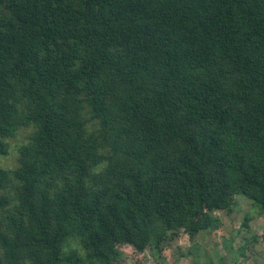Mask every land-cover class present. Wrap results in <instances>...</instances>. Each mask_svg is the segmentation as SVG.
<instances>
[{"label": "trees", "instance_id": "16d2710c", "mask_svg": "<svg viewBox=\"0 0 264 264\" xmlns=\"http://www.w3.org/2000/svg\"><path fill=\"white\" fill-rule=\"evenodd\" d=\"M0 264H118L264 215V0H0ZM250 219H247V224Z\"/></svg>", "mask_w": 264, "mask_h": 264}, {"label": "rangeland", "instance_id": "374dc122", "mask_svg": "<svg viewBox=\"0 0 264 264\" xmlns=\"http://www.w3.org/2000/svg\"><path fill=\"white\" fill-rule=\"evenodd\" d=\"M31 133V129H22L16 138L8 140L9 154L0 156V168H17L19 148L29 141ZM236 201L232 210L214 212L219 223L211 231L194 238L182 230L171 231L160 252L157 247L138 252L126 244L118 264H249L248 254L264 255V215L248 199Z\"/></svg>", "mask_w": 264, "mask_h": 264}, {"label": "crops", "instance_id": "0c3cea01", "mask_svg": "<svg viewBox=\"0 0 264 264\" xmlns=\"http://www.w3.org/2000/svg\"><path fill=\"white\" fill-rule=\"evenodd\" d=\"M258 256L254 255V256H251L248 254L249 258H250V263L249 264H252V260H254L256 263H259V264H264V255H259L257 254ZM254 258V259H253Z\"/></svg>", "mask_w": 264, "mask_h": 264}]
</instances>
